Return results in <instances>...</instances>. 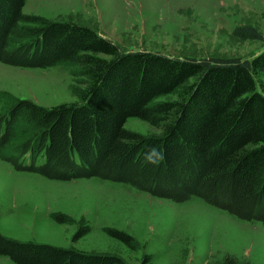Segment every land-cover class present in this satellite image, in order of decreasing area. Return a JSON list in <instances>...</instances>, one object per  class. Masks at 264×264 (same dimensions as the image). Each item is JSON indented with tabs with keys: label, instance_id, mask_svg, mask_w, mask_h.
Segmentation results:
<instances>
[{
	"label": "trees",
	"instance_id": "obj_1",
	"mask_svg": "<svg viewBox=\"0 0 264 264\" xmlns=\"http://www.w3.org/2000/svg\"><path fill=\"white\" fill-rule=\"evenodd\" d=\"M24 4L0 0V63L44 68L74 62L89 84L68 104L15 100L0 113V159L48 179L96 176L176 202L198 196L264 225V49L244 59L125 50L88 25L25 13ZM240 30L261 39L252 27ZM178 88L177 99L157 101ZM167 114L159 135L124 127L129 117L158 125ZM65 215L52 216L63 223ZM88 229L80 226L74 239ZM105 230L134 246L131 235ZM0 256L14 264H130L116 253L1 232ZM222 264L239 263L229 256Z\"/></svg>",
	"mask_w": 264,
	"mask_h": 264
},
{
	"label": "rangeland",
	"instance_id": "obj_2",
	"mask_svg": "<svg viewBox=\"0 0 264 264\" xmlns=\"http://www.w3.org/2000/svg\"><path fill=\"white\" fill-rule=\"evenodd\" d=\"M34 7L48 19L88 25L125 50L244 59L264 49V0H35ZM247 26L261 39L243 34L240 29ZM88 80L74 62L44 68L0 63V113L17 99L44 107L77 102ZM179 93L180 88L157 101H173ZM170 119L167 114L153 125L129 117L124 127L159 135ZM54 213L66 214V221H54ZM80 226L89 229L74 239ZM105 229L131 235L134 246ZM0 232L19 240L116 253L130 264H222L229 256L239 264H264V225L239 219L198 196L176 202L96 176L48 179L16 170L2 159ZM0 264L14 263L0 256Z\"/></svg>",
	"mask_w": 264,
	"mask_h": 264
},
{
	"label": "crops",
	"instance_id": "obj_3",
	"mask_svg": "<svg viewBox=\"0 0 264 264\" xmlns=\"http://www.w3.org/2000/svg\"><path fill=\"white\" fill-rule=\"evenodd\" d=\"M34 2H35V0H29V1H28V0H25V4H24L23 9H24L25 7H27V5H29V8H28V10H27L25 13H30V12H29V10H30L31 12H34V13L40 14L39 12H37L36 10H34V9H35V7H34ZM40 15L47 17V16L44 15V14H40Z\"/></svg>",
	"mask_w": 264,
	"mask_h": 264
}]
</instances>
